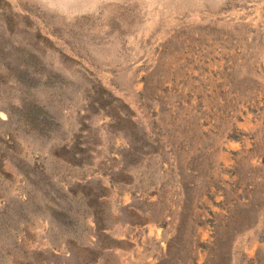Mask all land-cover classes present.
Instances as JSON below:
<instances>
[{
	"label": "rangeland",
	"instance_id": "rangeland-1",
	"mask_svg": "<svg viewBox=\"0 0 264 264\" xmlns=\"http://www.w3.org/2000/svg\"><path fill=\"white\" fill-rule=\"evenodd\" d=\"M0 264H264V0H0Z\"/></svg>",
	"mask_w": 264,
	"mask_h": 264
}]
</instances>
